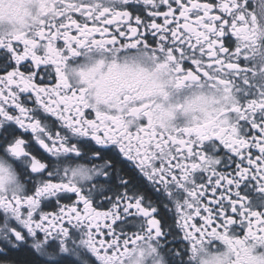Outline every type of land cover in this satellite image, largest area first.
Returning <instances> with one entry per match:
<instances>
[{
	"label": "snow or ice",
	"instance_id": "snow-or-ice-1",
	"mask_svg": "<svg viewBox=\"0 0 264 264\" xmlns=\"http://www.w3.org/2000/svg\"><path fill=\"white\" fill-rule=\"evenodd\" d=\"M41 17L0 38V264H195L198 246L264 243V68L248 64L264 0H51ZM133 53L232 103L172 129L148 94L124 96L126 116L90 107L81 57Z\"/></svg>",
	"mask_w": 264,
	"mask_h": 264
},
{
	"label": "clouds",
	"instance_id": "clouds-1",
	"mask_svg": "<svg viewBox=\"0 0 264 264\" xmlns=\"http://www.w3.org/2000/svg\"><path fill=\"white\" fill-rule=\"evenodd\" d=\"M48 7L43 0H0V38L10 39L19 33H35L39 30L40 13ZM98 57L82 63L76 72V83L86 89L85 96L90 107L113 115L128 113L130 99L137 94L150 95L153 102L154 122L172 129L178 123L185 126L201 124L214 119L232 101L224 99V93L180 92L174 86L167 69L157 67L144 57L133 53L127 60L121 59L119 67L109 69L108 64L96 63ZM138 86L130 90L122 84ZM5 191L13 187L3 182ZM264 243L252 242L247 246L219 244L215 248L198 246L195 264H264Z\"/></svg>",
	"mask_w": 264,
	"mask_h": 264
},
{
	"label": "flooded vegetation",
	"instance_id": "flooded-vegetation-1",
	"mask_svg": "<svg viewBox=\"0 0 264 264\" xmlns=\"http://www.w3.org/2000/svg\"><path fill=\"white\" fill-rule=\"evenodd\" d=\"M43 2L48 4V7H46V8H48L50 10L51 0H43ZM199 2H206V0H199ZM249 4L250 5L252 4V0H249ZM41 14H42V12L40 13V15ZM74 15H78V14H74ZM39 23H40V21H39ZM92 26L93 25L91 23H89V27H92ZM95 26L96 27H102V25L100 23H97ZM250 27H251L250 23L244 26V32H245L244 38L245 39L248 37V30L250 29ZM110 31H114V26L112 28H110ZM259 31H260L261 35H264V20H261L259 22ZM20 34H22V33H19L17 35H20ZM96 37L99 38L98 33L96 34ZM61 43H62V41H61ZM260 52H264V46H262L260 48ZM249 56H250V59L248 60L249 65H255L256 69H258V70L264 68V55L257 54L256 56H252L251 53H249ZM85 62H89V61H86V60H84L83 57H81L80 64L82 65V63H85ZM256 80L257 81H264V76L257 75ZM187 92L188 91H180L178 93V95L182 96V95L186 94ZM144 123L146 124V121ZM133 131H135V130H133ZM100 210H103V209H100ZM117 230L119 231V227ZM125 231H128V232L135 231V228H133L131 225H127V226H125ZM217 246H219V244H217ZM257 251H264V248H258Z\"/></svg>",
	"mask_w": 264,
	"mask_h": 264
}]
</instances>
